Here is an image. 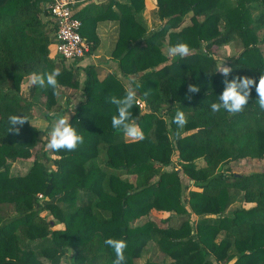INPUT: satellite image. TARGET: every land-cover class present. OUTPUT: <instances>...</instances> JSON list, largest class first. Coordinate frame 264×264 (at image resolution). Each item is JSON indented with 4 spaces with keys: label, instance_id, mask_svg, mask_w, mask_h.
I'll return each instance as SVG.
<instances>
[{
    "label": "trees",
    "instance_id": "16d2710c",
    "mask_svg": "<svg viewBox=\"0 0 264 264\" xmlns=\"http://www.w3.org/2000/svg\"><path fill=\"white\" fill-rule=\"evenodd\" d=\"M156 3L163 26L151 35L143 17L146 0H109L76 13L82 36L92 45L88 56L101 43L98 24L119 23L112 56L124 77L134 76L137 96L146 100V111L130 110L145 139L127 141L113 129L111 118L118 112L111 97L123 98L126 86L116 75L99 79L90 65L84 68L85 100L54 115H69L84 142L74 151L53 152L44 151L48 140L29 119L15 134L8 118L34 112L38 100L44 99L48 110L57 105L50 87L32 85V99L22 97L32 72L58 69L59 84L78 90L81 68H68L64 61L58 67L51 60L57 28L44 0H0V208L15 210L7 220L0 213V264H62L69 253L70 264H113L115 252L105 245L107 238L126 240L125 264H135L150 242L171 258L169 264H264V171L234 170L246 160H264V111L255 87L241 113H213L210 107L224 90L215 57L221 47L240 40L244 48L229 62V80L248 76L258 83L264 74L259 34L264 0ZM181 42L190 55L169 57L168 47ZM190 84L200 91L190 94ZM177 111L186 115L183 129L172 122ZM45 118L50 120L48 114ZM101 147L105 168L99 164ZM34 156L26 174L12 172L15 163ZM174 156L180 169L167 171ZM183 169L194 172L195 189L188 197ZM238 194L252 207L227 213ZM154 214L190 217L173 227L170 217L157 220ZM59 223L64 228L56 229Z\"/></svg>",
    "mask_w": 264,
    "mask_h": 264
},
{
    "label": "rangeland",
    "instance_id": "374dc122",
    "mask_svg": "<svg viewBox=\"0 0 264 264\" xmlns=\"http://www.w3.org/2000/svg\"><path fill=\"white\" fill-rule=\"evenodd\" d=\"M101 1H103L106 4V3H108L109 0H101ZM118 1H121V0H118ZM145 11L146 12L143 14H145V16H146V20H147V23L149 25L148 27H150L149 35H151V34L155 33L156 31H158L159 29H161V26H163V22L158 17V8H157L156 0H146ZM254 17H257V13H254ZM185 24L186 25L190 24L189 17L186 18ZM117 26H118V24H116L115 27H117ZM259 34H260L261 38H264V31H261ZM102 39L104 41V44L102 46V40H101V45L99 48V49H101V52L99 55H97V52L95 53V55L98 56V58H96V59L98 61L103 62L106 60L105 56H107L109 59L107 62V66L109 64L112 65L111 63H114V62L118 63V61L116 59H114L112 56V52H113L112 48L111 47L109 48V46H112V44L110 45V43H112V41H113L112 37L106 39L105 35H103ZM226 46L227 47H225V46L221 47L220 51L218 52V54L215 57L217 59V65L220 63H225L224 66L229 67L230 60L237 58V56H239L241 54V52L243 51L244 48H243V44L240 40H236V41H234L231 44L226 45ZM261 48H262V51L264 53V43L261 45ZM50 58H51V60L55 61L56 65L58 67H60L62 64H64V62L62 60H60V58L55 54L53 46L51 47ZM86 59L78 61L75 64L72 63V65L69 63L65 64L68 68L73 67V66H75L77 68H81L80 75H79L80 89L73 90V89L62 87V89L60 90V93H61L60 97H58V103L56 106L53 107V109L48 110L46 108V105L44 102L45 100L42 99L40 101L38 100V102L35 103V106L33 108L34 112H30V113L28 112L27 113L29 121H30V118L31 119L32 118H39L41 121L46 123V129H45L46 131L45 130L42 131L44 134L43 135V141L46 142L47 140H49V131L51 130V126H52L53 121L57 118L54 115L61 114V112L65 111V110L68 111L69 109H71L70 106L72 107V104H73V106H76L82 100H85V96H84L83 91H82L83 87H84V82L86 81V78H87V74L84 70L85 67L90 66V65L94 66L99 79H100L99 76L101 75L102 70L104 73L103 75H106L105 78L110 74L116 75L118 77L119 71L121 72L120 67L117 68L115 65H113V67L108 66V68H109L108 70H110V72H107L102 67L95 65L94 62H91V61H89V59H87V60ZM120 79L123 80V82L124 81L126 82V84L124 83L126 86L129 82H132L134 80V76L124 77L121 73ZM29 89H30V85L28 84V80H27L22 85V89L20 91L22 97L26 98V100L32 99V97H31L32 95H31ZM143 110L146 111L147 106H145V108ZM47 114L50 116V120L45 118V116ZM126 140L127 141H133L127 137H126ZM42 147H43V144L39 145L37 147L35 153H37V151H39V149H42ZM43 149H44V151H46L47 147L45 146ZM104 152H105V148L101 147L99 164L102 168H105L106 154ZM35 153H34V155H35ZM49 156H51V158H56L55 156H52V154H49ZM34 159H35V156L28 159V160L18 161L17 163H15L13 165L12 172L16 173V174H21V175L26 174L29 171V169L32 167V165L34 163ZM198 165L200 166L201 162H198ZM179 169H180V166L177 163V156H174L171 166L169 168H167L166 170L167 171H173V170H179ZM234 170L239 172V173H242V174H248V173H251L252 171H256V170L264 171V160L263 161L246 160L243 163L239 164L236 168H234ZM180 174H181L180 176L182 178V183L184 185V188L186 189L189 186V188L186 189L184 192V196L188 197L189 191L192 189H195V186L193 183L194 182V180H193L194 172L191 170L183 169L180 172ZM124 178H128L131 181H134V179L132 177H130V178L124 177ZM40 196H41V194H39L38 197H39V199L42 203V206H43L42 197H40ZM251 207H252V205L245 204L243 202L242 195L238 194L236 196L235 202L228 208L227 213L231 214L234 211L239 210L241 208L249 209ZM0 213L7 220V219H9L15 215L14 206L4 205L0 208ZM43 215H46L45 217H48V219H50V220H54V218L51 217L52 215H50L49 212L43 213ZM154 216L157 218V220H161L163 218L170 217V219H171L170 223H171V226H173V227H179L183 223V221H185L186 219H189V217H190L189 215L185 216V217H182V216L179 217V216H175V215H155V214H154ZM192 218L198 219L197 216H194ZM55 228L56 229H60V228L62 229V228H64V225L59 223L56 225ZM223 238H224V235L221 234L218 237L217 242L218 243L221 242ZM70 257H71V253H69L63 259L62 264H70ZM171 262H172V260L168 255L162 253L159 250V248L156 246L155 243L150 242L147 246H145V249L143 250L140 259H137L135 264H149V263L169 264ZM215 264H218V263L216 262ZM230 264H233V262H231Z\"/></svg>",
    "mask_w": 264,
    "mask_h": 264
},
{
    "label": "clouds",
    "instance_id": "9594fccd",
    "mask_svg": "<svg viewBox=\"0 0 264 264\" xmlns=\"http://www.w3.org/2000/svg\"><path fill=\"white\" fill-rule=\"evenodd\" d=\"M190 53V47L183 42L177 43L175 46L168 47L167 49L169 57L179 56L183 58L190 55ZM224 64L220 63L217 65V72L221 73L224 77V90L218 97L219 102L211 104L212 112H220L223 109L230 115L241 113L249 102L253 87H255L258 96L257 102L259 108L261 111H264V74L260 75L258 83L255 79L248 76L234 77L229 80L228 77L232 69L224 66ZM59 75L60 71L58 69L50 72H32L27 78L28 84L40 88L50 87L53 89V95L60 97V89L62 86L57 79ZM136 87H133V82H129L126 85V92L123 98L111 97L110 102L117 106L118 112V115L112 116L111 125L113 129L122 131L127 138L133 141H142L145 139L144 133L136 123V119L132 117V112L130 111L134 106L142 107L146 103L145 99L137 96ZM199 91L200 88L196 85L190 84L188 86V92L190 94L198 93ZM147 95L148 93H145L144 97L146 98ZM188 98L190 99V97ZM8 119L11 125L10 132H14L15 134H19L23 125L28 123L27 116L10 115ZM172 122L177 125L178 129H183L187 124L185 113L183 111H177ZM176 135L179 136L180 132L177 131ZM83 142L84 138L71 125L69 115H64L53 121L46 147L53 152L60 150L74 151ZM104 243L115 252L113 264H125L126 257L124 252L127 248L126 240L107 238Z\"/></svg>",
    "mask_w": 264,
    "mask_h": 264
},
{
    "label": "built area",
    "instance_id": "2783aa9c",
    "mask_svg": "<svg viewBox=\"0 0 264 264\" xmlns=\"http://www.w3.org/2000/svg\"><path fill=\"white\" fill-rule=\"evenodd\" d=\"M44 8L56 24L53 39L55 54L65 64H72L88 57L91 43L81 34L82 21L76 17L81 0H44ZM144 106H140L142 109ZM42 197V195L40 196Z\"/></svg>",
    "mask_w": 264,
    "mask_h": 264
},
{
    "label": "crops",
    "instance_id": "0c3cea01",
    "mask_svg": "<svg viewBox=\"0 0 264 264\" xmlns=\"http://www.w3.org/2000/svg\"><path fill=\"white\" fill-rule=\"evenodd\" d=\"M118 1V0H117ZM118 2H120V3H126V2H128V0H121V1H118ZM92 4H95L96 6H98V7H102L105 3L103 2V1H101V0H81V3L79 4V7H78V9H77V12H79L81 9H83V8H85V7H87V6H89V5H92ZM146 11H144V13H145ZM143 17H144V20L146 21V24H148L147 23V20H146V16H145V14H143ZM116 24H118V26H119V23L117 22V21H104V22H100L99 24H98V27H96L97 28V35H98V37L100 38V41L102 40V46H103V44H104V41H103V39H102V37H103V35H105V38L106 39H108V38H110V37H112V43H110V45L112 44V46H109V48L111 47L112 48V50H114V48H115V45H116V43H117V40H118V35H119V27L117 26V27H115L116 26ZM149 26V25H148ZM110 42V41H109ZM100 45H101V43H100ZM99 48H100V46H99ZM97 49V55H99L100 54V52H101V49ZM95 52V53H96ZM95 53H94V55H89L88 57H87V59H89V61H91V62H94V64L95 65H97V66H100V67H102L103 69H105L107 72H110V70H108L109 68H108V66H112L113 67V65H115L117 68L119 67V65H118V63L117 62H114V63H111L112 65H108L107 66V62H108V57L107 56H105V61H98L96 58H98V56L97 55H95ZM86 59V58H85ZM86 59V60H87ZM96 62V63H95ZM72 65V64H71ZM104 73H103V70L101 71V75L99 76L100 77V79H104L105 78V76L106 75H103ZM118 77L120 78L121 77V72L119 71V74H118ZM123 81V80H122ZM124 83L126 84V82L124 81ZM72 106H73V104H72ZM71 107V106H70ZM36 117V116H35ZM29 123H31V125L32 126H34V127H36L37 129H39L40 131H44L45 129H46V123L45 122H43V121H41L39 118H30V122ZM46 131V130H45ZM126 138V137H125ZM61 229V228H60Z\"/></svg>",
    "mask_w": 264,
    "mask_h": 264
}]
</instances>
